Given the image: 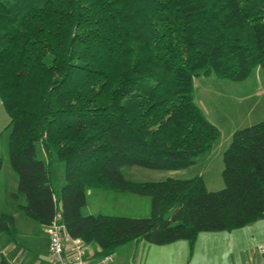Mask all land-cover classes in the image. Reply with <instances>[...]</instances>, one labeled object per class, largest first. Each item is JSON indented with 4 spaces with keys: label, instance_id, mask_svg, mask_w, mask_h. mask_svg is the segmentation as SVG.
<instances>
[{
    "label": "trees",
    "instance_id": "obj_1",
    "mask_svg": "<svg viewBox=\"0 0 264 264\" xmlns=\"http://www.w3.org/2000/svg\"><path fill=\"white\" fill-rule=\"evenodd\" d=\"M258 68L264 82V0H0L12 197L44 227L61 212L71 237L98 247L95 258L131 241L193 250L201 232L264 220V121L233 133L220 191L200 176L134 183L121 174L193 165L220 137L194 101V79L242 82ZM54 162L64 164L59 208ZM91 189L148 196L150 215L83 216ZM13 227L0 214V233L14 240Z\"/></svg>",
    "mask_w": 264,
    "mask_h": 264
},
{
    "label": "rangeland",
    "instance_id": "obj_2",
    "mask_svg": "<svg viewBox=\"0 0 264 264\" xmlns=\"http://www.w3.org/2000/svg\"><path fill=\"white\" fill-rule=\"evenodd\" d=\"M256 70L251 73L245 83L222 80L221 82L223 83L220 84L224 85H218L217 82L220 81H215L216 83L212 84V80L214 81V79H204L203 77L205 76L198 79L195 78L196 88L193 85L194 101L203 114H205L204 116L207 121L218 129L220 137L214 143L212 149L200 155L193 165L173 171L122 167L121 174L123 178L134 183H143L163 182L167 179L185 180L200 176L204 181L207 191L216 192L222 190L224 188L221 175L223 168L222 155L229 147L233 133L254 125V121L257 119V117H248L246 115L247 111L243 109L246 106H250L251 104L248 103H253L255 98L244 102L237 100V97L250 93L251 90H247L250 87H241V84H249L251 80H254V77L259 75L256 73ZM258 70V72L263 74L261 69L258 68ZM206 84L211 85L207 86ZM256 100L264 103V96L256 97ZM8 124L9 117L0 102V209L13 212L23 198L19 197L15 199L12 197V194H16L18 190V178L12 170L9 161L8 141L11 128ZM36 155L40 160L47 159L40 143H36ZM51 183L53 189L59 193L64 184L63 163H53ZM91 192H93V195H86L87 203L82 210L83 216H86L87 213H92V216L107 215L130 218H146L150 215L151 200L148 196L92 189ZM20 214L21 218L32 222L35 226H39L37 223L26 218L22 212ZM19 223L17 226L20 225ZM250 228L239 231V234L244 239H248L250 236L264 238V220L257 221ZM0 236V238H9V235L3 233ZM219 243L220 232L199 233L193 250L189 249L186 241H177L175 246H180L181 249L178 250L177 261L173 264H225L227 263L226 256L221 255L220 258L218 254ZM117 253L121 261L120 264H158V246L145 241H141L139 245H137L136 241H131L120 247ZM220 259L223 261L221 260L220 262ZM107 264H110V262Z\"/></svg>",
    "mask_w": 264,
    "mask_h": 264
},
{
    "label": "crops",
    "instance_id": "obj_3",
    "mask_svg": "<svg viewBox=\"0 0 264 264\" xmlns=\"http://www.w3.org/2000/svg\"><path fill=\"white\" fill-rule=\"evenodd\" d=\"M256 71L255 72L259 75L254 77V80H251L249 84H241V87H247V86L250 87V89L247 88V90H251L250 93L248 95L237 97V100L241 102L255 98L253 103H248L251 104L250 106H246L243 108L244 110L247 111L246 115L248 117L250 118L257 117V119L254 121L255 122L254 124L264 121V103L256 100V97L264 96L263 74H261V72H258L259 71L258 69ZM203 78L214 79V81L212 80V84H215L216 83L215 81H220L217 82V84L224 85V84H220L223 83L221 82L222 80L218 79L215 76H206ZM245 81H247V79ZM245 81L241 83H245ZM193 85L194 88H196L195 79L193 81ZM206 85L210 86L211 84H206ZM54 191H55L56 205L59 208L60 207L59 193H57L56 190ZM92 193L93 192H91V190H86V195L87 194L89 196L93 195ZM23 204H24V200H21L20 204L13 212H8L5 211V209L3 210L0 209L1 210L0 214L11 215L14 218L13 230H14V238H15L14 240H12L10 236L9 238H0V264H51L50 255L48 251L49 239L46 233V228L35 221L33 222L37 223V225L39 226H35V224H33L32 222H29L28 220L21 218L22 216L20 212L22 211L20 210L19 206ZM82 210L81 213L83 215ZM89 215H93V214L87 213L86 216ZM18 222H20L19 226H17ZM252 224L234 230L232 232H220V243L218 246V254L219 257L221 255L226 256L227 263L225 264H253L258 259L255 250L259 244L264 243V238L250 236V238L244 239L241 236V234H239L240 233L239 231H243L245 229H251L250 227ZM136 243L137 245H139L141 244V241H136ZM176 243L177 242L164 246H158V264H173L177 261L178 250L181 248L180 246H175ZM97 252H98V247L95 244L85 245L86 258H89L90 260L97 259L95 258ZM111 260L112 261H110V264L121 263V261L119 260L118 253L114 257H111ZM221 260L222 259H220V262Z\"/></svg>",
    "mask_w": 264,
    "mask_h": 264
},
{
    "label": "built area",
    "instance_id": "obj_4",
    "mask_svg": "<svg viewBox=\"0 0 264 264\" xmlns=\"http://www.w3.org/2000/svg\"><path fill=\"white\" fill-rule=\"evenodd\" d=\"M48 235V251L51 264H107L112 256L90 260L85 257V243L71 237L62 221L61 212H57L51 223L45 227ZM258 259L253 264H264V243L256 247Z\"/></svg>",
    "mask_w": 264,
    "mask_h": 264
}]
</instances>
